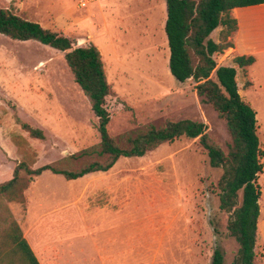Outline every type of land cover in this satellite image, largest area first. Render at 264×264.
<instances>
[{"label": "rangeland", "instance_id": "374dc122", "mask_svg": "<svg viewBox=\"0 0 264 264\" xmlns=\"http://www.w3.org/2000/svg\"><path fill=\"white\" fill-rule=\"evenodd\" d=\"M78 1L0 0V5L71 35L79 46H97L114 93L105 102L112 136L188 118L203 122L226 150L230 136L224 120L195 94L191 80L180 84L169 72L166 0H90L84 8ZM219 31L212 33L215 40ZM225 57L219 54L216 61L225 63ZM14 110L22 121L40 127L44 139L22 130ZM96 123L62 52L0 34V183L22 159L13 135L26 139L38 167L97 143ZM258 138L264 145L262 131ZM197 141L182 136L143 156L121 157L105 173L73 180L43 171L24 191V204L6 206L42 264H87L91 238L100 250L105 245L120 250L114 264H207L217 246L224 264H233L238 245L216 195L222 170L209 164ZM261 204L257 264H264ZM84 230L90 236L81 237ZM103 237L111 242L103 244ZM43 243L53 245L39 246Z\"/></svg>", "mask_w": 264, "mask_h": 264}, {"label": "trees", "instance_id": "16d2710c", "mask_svg": "<svg viewBox=\"0 0 264 264\" xmlns=\"http://www.w3.org/2000/svg\"><path fill=\"white\" fill-rule=\"evenodd\" d=\"M261 3L264 0H166L164 30L169 49V72L180 84L191 80L195 94L224 120L230 136L226 150L210 137L203 122L188 118L167 119L159 126L148 123L132 134L112 136L105 102L114 93L97 46L92 42L79 46L71 35L47 28L11 7L0 5L1 35L17 41L33 40L63 53L74 82L97 118L99 134L97 143L61 161L38 167H33L34 153L26 139L21 135L12 136L22 159L14 166L11 178L0 183V264H40L6 202L24 204V191L43 171L62 175L66 180L106 172L121 157L143 156L182 136L197 138L209 164L222 170L216 182V195L218 209L227 214L229 236L238 245L233 264H257L254 249L261 196L257 179L264 168V148L258 138L255 110L238 92L236 67L218 63L216 56L233 47L230 37L237 22L231 10ZM218 27L220 31L214 40L211 33ZM232 60L237 67L244 68L254 62V57L238 55ZM14 118L31 138L44 139L43 130L22 121L15 110ZM209 264H224L221 247L213 249Z\"/></svg>", "mask_w": 264, "mask_h": 264}, {"label": "crops", "instance_id": "0c3cea01", "mask_svg": "<svg viewBox=\"0 0 264 264\" xmlns=\"http://www.w3.org/2000/svg\"><path fill=\"white\" fill-rule=\"evenodd\" d=\"M231 15L236 19L237 22V28L230 37L233 47L225 50L224 53L227 60H225V63L220 64L226 65L232 63L233 66L236 67V82L238 92L242 99L248 102L255 110L258 131H262L264 134V3L234 8L231 10ZM238 55H252L254 57V62L249 66L239 68L232 60ZM238 78H240V82L238 81ZM261 146L264 148L263 144H261ZM257 181L258 184L262 185L261 196L259 199L260 205V201H264V168L263 172L259 174ZM88 182L89 181H87L86 184ZM85 194L86 193L83 192V195ZM262 206L263 205L261 204L259 215L262 213ZM83 232L85 233H82L81 237H85L86 235L90 236L91 234L88 230H84ZM127 235L129 236L130 233H127ZM25 239L30 245L39 263L42 264L40 262L42 256L36 253V248L26 237ZM90 241L92 242L90 245L91 249L86 252V259L88 258L89 260L87 264H114L113 261L119 256L120 250L110 249L107 245L103 246L100 250L92 238ZM102 241L104 242L103 244H109L111 242L109 237H103ZM48 245L51 246L53 243H43L39 246ZM45 256L46 255L44 254V257ZM207 260V264H209L211 261L210 255Z\"/></svg>", "mask_w": 264, "mask_h": 264}, {"label": "built area", "instance_id": "2783aa9c", "mask_svg": "<svg viewBox=\"0 0 264 264\" xmlns=\"http://www.w3.org/2000/svg\"><path fill=\"white\" fill-rule=\"evenodd\" d=\"M89 3H90V0H79L78 1V5L83 8L86 7Z\"/></svg>", "mask_w": 264, "mask_h": 264}]
</instances>
